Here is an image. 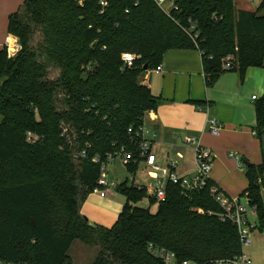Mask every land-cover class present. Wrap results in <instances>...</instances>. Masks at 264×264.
Wrapping results in <instances>:
<instances>
[{
	"label": "trees",
	"instance_id": "16d2710c",
	"mask_svg": "<svg viewBox=\"0 0 264 264\" xmlns=\"http://www.w3.org/2000/svg\"><path fill=\"white\" fill-rule=\"evenodd\" d=\"M175 4L169 17L153 0H24L8 16L7 32L19 51L12 57L5 48L0 52L2 264H72L75 242L97 249L91 264H165L150 245L173 253L175 264L241 253L235 226L207 214L218 211L209 195L212 181L188 194L167 183L166 200L155 213L138 204L156 201L124 181L116 192L125 203L112 228L91 225L81 214L100 177V164L91 159L105 163L121 149L137 154L128 130L140 127L159 103L140 82L163 55L200 52L207 86L227 72L226 56L234 58L230 71L241 81L249 68H264V0L255 11L236 10L233 0ZM123 54L135 57L131 67ZM255 119V131L264 133V91ZM28 132L39 140L28 142ZM246 164L248 186L241 196L264 234V165ZM125 169L133 174L137 164Z\"/></svg>",
	"mask_w": 264,
	"mask_h": 264
},
{
	"label": "crops",
	"instance_id": "0c3cea01",
	"mask_svg": "<svg viewBox=\"0 0 264 264\" xmlns=\"http://www.w3.org/2000/svg\"><path fill=\"white\" fill-rule=\"evenodd\" d=\"M23 1L0 0V52L5 48L7 38L11 37L7 32L8 16L16 12ZM160 66V73L149 71L142 76L152 94L159 97L157 110L144 117L146 127L156 135L152 147H164L166 155L174 160L178 154L182 155L183 159L178 160L175 171L180 175H192V150L183 146L182 138L194 137L215 155L210 180L223 193L239 198L241 203L244 199L246 204V197L241 195L248 182L239 162L263 164L262 137L255 131V103L261 99L264 82H259L241 101L233 94L242 83L238 73L228 78L222 74L214 84L206 85L201 53L197 50L169 51L163 55ZM255 91L258 96L253 95ZM198 102L203 103L207 110H199L195 104ZM209 117L217 119L223 126L218 137L203 129ZM231 150L235 153L229 152ZM187 157L191 158L189 162ZM230 159L235 160L236 167ZM81 214L84 216L82 210ZM87 219L91 225L103 226ZM74 254L78 258L82 256L80 250L79 253L72 252ZM69 257L75 264L70 251Z\"/></svg>",
	"mask_w": 264,
	"mask_h": 264
},
{
	"label": "built area",
	"instance_id": "2783aa9c",
	"mask_svg": "<svg viewBox=\"0 0 264 264\" xmlns=\"http://www.w3.org/2000/svg\"><path fill=\"white\" fill-rule=\"evenodd\" d=\"M155 4L169 17L173 16V13L177 11L175 0H153ZM102 6H105V2H101ZM245 10V9H241ZM191 24V21H187ZM193 29V25L190 26ZM13 38V44H10V40ZM5 49L9 57L14 56L19 51V45L14 37L7 38L5 42ZM134 56L130 54H123L122 61L126 67H131L134 61ZM234 58L232 56H226L222 59V69L230 71L234 68ZM150 72L160 73L161 66H157ZM141 85H145V80L141 79ZM255 97L252 98L254 100ZM199 110H207L198 108ZM147 114V113H146ZM61 129L66 134L67 128L63 122H60ZM203 129L207 131L211 136L218 137L223 129L222 124L215 118H207ZM128 134H133L135 145L137 146V154L127 153L124 149H121L114 155H108L106 162H101L97 157H93L91 162L94 164H100V177L97 180V187L93 191L94 194L105 197L112 191H116L118 183L108 178L107 164L119 159L124 167L128 166L131 162L138 165L142 164L143 168L146 169L148 178L153 182V186L145 187L136 185L137 190H145L146 197L152 198L157 204L162 203L166 200V184L171 183L172 185H178L183 190V193L188 194L192 192H198L205 189L208 186L210 180V174L212 171L213 162L215 160L214 153L201 145V143L194 137H183L182 144L185 148L192 150V164L193 174L192 175H180L175 171L178 166V160L183 159V156L178 154L176 160L168 157L167 164L160 166L155 155L152 153V145L155 140V134L150 131L143 119L142 124L136 130L129 129ZM64 136V134H63ZM26 140L30 143H35L39 139L36 135L28 132ZM89 148V146H87ZM81 158H86V150H82L80 153ZM232 156V155H230ZM138 157V159H136ZM241 168L244 167L242 162H239ZM133 179V178H131ZM132 183V182H131ZM209 195L218 208L217 212L208 211L209 216H215L220 221H227L233 224L237 230L241 247L250 243L248 240L249 233L255 228L248 220V213L255 214V209L251 207L247 201L246 204L241 203L237 197H230L223 193L214 184L209 187ZM247 199V198H246ZM249 206V211L247 209ZM198 214H204L202 210H197ZM150 253L161 259L165 264L170 262L175 263V255L171 252L166 251L163 248H154L152 245L149 246ZM0 264H2L0 262ZM180 264H193L190 261H183ZM207 264H252L251 260L241 251L239 255H236L230 259H220L211 261Z\"/></svg>",
	"mask_w": 264,
	"mask_h": 264
},
{
	"label": "rangeland",
	"instance_id": "374dc122",
	"mask_svg": "<svg viewBox=\"0 0 264 264\" xmlns=\"http://www.w3.org/2000/svg\"><path fill=\"white\" fill-rule=\"evenodd\" d=\"M234 6L236 10L245 9L248 11H255L261 3V0H233ZM264 13V9H263ZM11 43V42H10ZM12 44V43H11ZM237 74V72L227 71L223 75V77H230V75ZM238 75V74H237ZM264 82V68H249L246 72L244 80L241 83L240 88L235 89L233 94L237 99L244 101L248 95V92L254 87H257L259 82ZM210 88V87H209ZM263 92L259 96V99L262 98ZM253 95L258 96L257 91L253 93ZM251 95H249L250 97ZM262 137V154H263V164H264V133L260 134ZM152 151L156 156L157 163L165 166L167 164L168 156L166 155V151L164 147L154 145L152 147ZM229 152L235 153V151L231 150ZM188 162L191 160L190 157H187ZM232 165H235V160ZM107 174L108 178L116 183L120 184L124 181H127L129 185L131 182L133 185H141L145 187L153 186V182L148 178L146 169L143 168L142 164L138 165L135 173L131 174L126 171L123 164L119 161V159H115L114 161L107 164ZM236 170V169H235ZM241 174V173H240ZM243 175V174H241ZM133 178V179H131ZM264 179V172H263ZM264 194V189L261 190ZM244 199H242V203H244ZM125 203V198L123 195L116 191H112L111 194H108L105 197H101L97 194H90L82 206V211L84 214V218L91 221H95L97 223L106 226V228H112L114 225L118 213L121 211L122 206ZM139 207L149 208L151 213H155L158 207L156 202L152 203L149 206L147 200H142L139 204ZM248 211L249 206L247 205ZM249 222L255 227L248 235L249 244L241 247V251L251 260L252 264H264V234L258 230V220L255 214L248 213ZM72 250V251H71ZM70 250V256L74 260L75 264H91L94 258L97 255V249H91L83 246L79 242H75L72 245V249ZM81 251V258L75 257V254L72 255V252ZM79 262V263H78ZM169 264H175L174 262H170Z\"/></svg>",
	"mask_w": 264,
	"mask_h": 264
},
{
	"label": "water",
	"instance_id": "95a60500",
	"mask_svg": "<svg viewBox=\"0 0 264 264\" xmlns=\"http://www.w3.org/2000/svg\"><path fill=\"white\" fill-rule=\"evenodd\" d=\"M144 70H146V67H144ZM243 165H245V166H247L248 164H246V162H244V164ZM86 220V219H85Z\"/></svg>",
	"mask_w": 264,
	"mask_h": 264
},
{
	"label": "bare ground",
	"instance_id": "6f19581e",
	"mask_svg": "<svg viewBox=\"0 0 264 264\" xmlns=\"http://www.w3.org/2000/svg\"><path fill=\"white\" fill-rule=\"evenodd\" d=\"M10 42L13 44V38L10 40ZM11 43H10V44H11ZM12 44H11V45H12Z\"/></svg>",
	"mask_w": 264,
	"mask_h": 264
}]
</instances>
